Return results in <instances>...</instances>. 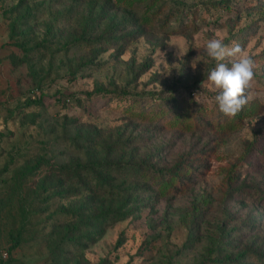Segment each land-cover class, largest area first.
<instances>
[{
    "label": "rangeland",
    "instance_id": "1",
    "mask_svg": "<svg viewBox=\"0 0 264 264\" xmlns=\"http://www.w3.org/2000/svg\"><path fill=\"white\" fill-rule=\"evenodd\" d=\"M0 264H264V0H0Z\"/></svg>",
    "mask_w": 264,
    "mask_h": 264
},
{
    "label": "clouds",
    "instance_id": "2",
    "mask_svg": "<svg viewBox=\"0 0 264 264\" xmlns=\"http://www.w3.org/2000/svg\"><path fill=\"white\" fill-rule=\"evenodd\" d=\"M206 52L216 62L208 75L209 87L217 93L214 100L225 116H235L252 99L254 61L239 45L229 46L219 38L206 42Z\"/></svg>",
    "mask_w": 264,
    "mask_h": 264
},
{
    "label": "trees",
    "instance_id": "3",
    "mask_svg": "<svg viewBox=\"0 0 264 264\" xmlns=\"http://www.w3.org/2000/svg\"><path fill=\"white\" fill-rule=\"evenodd\" d=\"M107 160L106 159H102V160H96V162L93 164L94 166H98V167H102L104 168L105 163ZM115 161H117L118 164H120L123 161V154H119L116 156ZM116 166H120V165H116ZM156 174H158V176L162 179L166 177V172L165 170H159ZM178 175V173H174L172 174V178H176ZM113 178L111 175L105 177L104 180V185H107V182L110 180H113ZM98 182V181H97ZM115 195H125V190L122 188V186H118L116 188H108L105 189V193L103 194V196H105L104 201L102 202L103 204V208L107 209L106 213L107 214H115L114 210H112L113 208V199Z\"/></svg>",
    "mask_w": 264,
    "mask_h": 264
}]
</instances>
